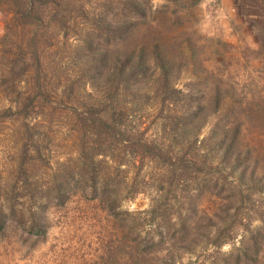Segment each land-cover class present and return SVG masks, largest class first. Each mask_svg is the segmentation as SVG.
<instances>
[{
    "label": "rangeland",
    "instance_id": "374dc122",
    "mask_svg": "<svg viewBox=\"0 0 264 264\" xmlns=\"http://www.w3.org/2000/svg\"><path fill=\"white\" fill-rule=\"evenodd\" d=\"M103 2L92 1L78 34H109V43L87 49L48 33L43 55L58 81L47 131L0 133V184L18 186L0 196V264H264V0H151L122 40L111 17L100 22ZM8 34L0 13V48L11 47ZM103 50L104 77L94 61ZM104 100L125 107L126 127L154 145L115 171L133 197L77 191L59 204L23 191L49 186L79 158L75 111ZM37 145L46 162L15 174Z\"/></svg>",
    "mask_w": 264,
    "mask_h": 264
},
{
    "label": "trees",
    "instance_id": "16d2710c",
    "mask_svg": "<svg viewBox=\"0 0 264 264\" xmlns=\"http://www.w3.org/2000/svg\"><path fill=\"white\" fill-rule=\"evenodd\" d=\"M92 1L0 0V13L9 19L7 39L11 44V47L0 48V82L5 83L0 87V133L9 130L24 140L33 137L35 131L43 129L45 131L47 128L42 116L45 115V110L50 108L47 103H53L57 99L53 88L54 83L58 81L54 72H49L47 69L43 55V45L49 37V31L56 29L60 37L66 41L72 37H79V42L87 49H92L95 40L110 42L109 34L104 36L105 38L107 36L108 40H102V35L94 36L87 32L83 36L78 34L82 31V23L90 17ZM115 2L117 1L103 2L104 12L100 14V22L111 17L116 30L114 34L122 40L126 32H129V27L137 26V21L152 9L151 0H123L122 6ZM94 61L98 66L99 75L104 77L110 63L108 51L103 50ZM19 64L23 69L16 72V66L18 68ZM85 76L67 79V82L71 83L70 88L74 89V84L83 85ZM124 81L127 82L123 90H130V77ZM100 102L103 101L92 104L87 111H75L77 127L84 131L82 136L77 138L79 158L67 159L62 163L63 169L58 175H54L55 180L49 186L41 188L31 183L23 186V191L38 190L39 195L45 194L49 201L56 200L59 204L66 203L77 191L83 193L90 191L91 199L115 202L118 199V189L121 191L123 188L124 191L127 190L128 198L133 197L129 183L124 181L122 185L115 171H119L125 165L128 155L135 161L140 150L152 149L154 145L143 138V132L129 130L126 127L124 118L128 114L125 107L121 109L120 103L116 101L121 107H115L114 104H106L107 100L106 102L104 100V103ZM78 104H81L80 100ZM183 118L187 123L188 117L185 115ZM137 137H140L139 141L132 142ZM127 141L128 143L125 144ZM29 154L30 152L27 153V157L21 156L16 160L13 167L15 174L22 170L27 174L30 173L35 164H29L28 161L46 162L39 145L36 146L34 153L37 158L31 156V159H28ZM71 162H75V165L71 166ZM87 179L89 184L84 183ZM17 189L16 185L10 190L8 186L0 184V196L9 194V191L15 192ZM124 198L125 196L123 200ZM0 211L3 212L2 208Z\"/></svg>",
    "mask_w": 264,
    "mask_h": 264
}]
</instances>
